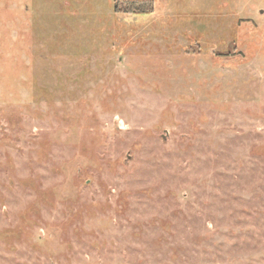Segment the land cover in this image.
I'll return each mask as SVG.
<instances>
[{"label":"rangeland","instance_id":"rangeland-1","mask_svg":"<svg viewBox=\"0 0 264 264\" xmlns=\"http://www.w3.org/2000/svg\"><path fill=\"white\" fill-rule=\"evenodd\" d=\"M151 1L0 0V264H264V0Z\"/></svg>","mask_w":264,"mask_h":264},{"label":"trees","instance_id":"trees-1","mask_svg":"<svg viewBox=\"0 0 264 264\" xmlns=\"http://www.w3.org/2000/svg\"><path fill=\"white\" fill-rule=\"evenodd\" d=\"M113 2H114L113 5L114 11L122 10L126 13H131L135 15L154 12V5H153V1L151 0H122V1L117 0V3L121 4L120 9H118L116 0H113Z\"/></svg>","mask_w":264,"mask_h":264}]
</instances>
